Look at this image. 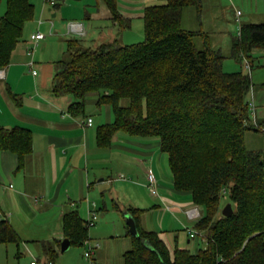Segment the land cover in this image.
I'll use <instances>...</instances> for the list:
<instances>
[{
    "label": "trees",
    "instance_id": "16d2710c",
    "mask_svg": "<svg viewBox=\"0 0 264 264\" xmlns=\"http://www.w3.org/2000/svg\"><path fill=\"white\" fill-rule=\"evenodd\" d=\"M112 21L128 27L116 0H102ZM145 8L143 40L121 46L117 41L92 49L82 40L67 41L66 58L55 64L52 94L69 96L72 115L84 114L85 98L97 96L108 105L113 123L98 127L97 143L105 147L117 133L159 139L168 155L174 189L189 193L202 214L193 229L206 245L196 253L166 245L153 232L142 230L139 211L137 237L122 256L123 264H264V149L247 150L245 134H264V120H252L247 96L249 75L224 73L223 57L202 32L181 27L184 9L201 11L202 0H162ZM0 17V70L7 67L23 28L34 17L31 0H5ZM198 42L201 44L198 45ZM264 49V24L244 25L233 50L247 55ZM0 151L17 156L22 170L32 154L28 129L0 126ZM227 197L233 214L224 217L220 201ZM89 228L71 210L62 218V233L70 246L81 247ZM18 244L19 238L0 215V244ZM44 252L54 262L55 251Z\"/></svg>",
    "mask_w": 264,
    "mask_h": 264
},
{
    "label": "crops",
    "instance_id": "0c3cea01",
    "mask_svg": "<svg viewBox=\"0 0 264 264\" xmlns=\"http://www.w3.org/2000/svg\"><path fill=\"white\" fill-rule=\"evenodd\" d=\"M31 3L34 17L25 24L9 64L0 70V126L28 129L32 154L19 171L17 156L0 151V215L18 238L34 244L45 260L49 258L45 246L56 254L61 252L65 239L62 218L71 210L85 223L93 214L97 216L88 230L91 242L99 245L94 253L96 264H111L116 257L122 260L131 249L133 236L124 217L130 209L139 211L142 230L155 233L170 253L174 248L196 253L201 244L187 236L194 222L185 214L194 205L189 193L174 189L168 155L161 151L159 139L117 133L109 145L99 146L98 127L114 120L110 107L98 106L97 96L89 94L84 114L72 115L68 111L72 97H56L51 90L55 64L66 58L68 40H82L92 49L114 41L121 46L134 44L141 36L133 28L138 23L143 28L145 8L164 1L116 0L120 15L128 23L124 29L112 21L102 0ZM4 12L1 10L0 17ZM69 22L82 24L83 35L69 32ZM37 32L44 38L33 43L30 36ZM255 117L257 122L264 120L256 107ZM88 119L92 120L90 126ZM148 171L156 178L157 196L146 188ZM25 227L30 229L29 236L23 232ZM185 228L186 237L181 242L180 229Z\"/></svg>",
    "mask_w": 264,
    "mask_h": 264
},
{
    "label": "rangeland",
    "instance_id": "374dc122",
    "mask_svg": "<svg viewBox=\"0 0 264 264\" xmlns=\"http://www.w3.org/2000/svg\"><path fill=\"white\" fill-rule=\"evenodd\" d=\"M5 7V0H0V12L1 10L4 12ZM237 12L240 14L238 15ZM250 24H264V0H202L200 12L194 8H186L181 15V27L183 29L202 32L207 36V43L210 47L216 46V50L223 57L222 71L224 73L240 72L249 75L253 84L252 87L255 89V95L253 97L250 93L253 91L251 88L247 102L254 103L257 115L262 117L264 116V49H253L246 56L239 55L233 50V44L239 38L241 26ZM133 31L141 36L140 40L134 44L142 42L144 38L143 28L139 23L135 24ZM257 93H263V95ZM88 108L89 106H86V112H88ZM254 119L257 120L256 117ZM245 145L247 150L251 151L264 149V134L247 132ZM227 201V197H222L220 211L228 204ZM199 210L201 213L202 209L199 208ZM23 232L29 236L30 229L25 227ZM185 237L186 228L180 229L181 242ZM23 240L25 239L20 237L18 244H0V264H30L32 261L38 262V264L43 263L45 259L37 247L31 242ZM198 240L201 244L200 248L205 247L206 242L202 237H199ZM84 251V246H70L65 253L57 252L54 260L57 264H87L83 258ZM47 261L51 260L48 258ZM111 264H123V260L116 257Z\"/></svg>",
    "mask_w": 264,
    "mask_h": 264
},
{
    "label": "built area",
    "instance_id": "2783aa9c",
    "mask_svg": "<svg viewBox=\"0 0 264 264\" xmlns=\"http://www.w3.org/2000/svg\"><path fill=\"white\" fill-rule=\"evenodd\" d=\"M51 5H54L55 2L53 1H49ZM237 14L239 15L240 12H237ZM67 29L69 32L72 33H76L79 36L83 35L84 33V29L82 24L80 23H76V22H69L67 24ZM44 38V35L41 34L40 32L34 33L30 36V40L33 43H36L40 40H42ZM2 77V71H0V78ZM247 106H248V110H249V115L251 116L252 120H255V106L254 103L252 102H247ZM92 123L91 119L87 120V125L90 126ZM146 188L148 189L149 193L153 196H157V182H156V178L154 176V174L151 171H148L146 173ZM185 214L187 216V218L193 222H195L196 220H198L201 216L200 210L198 207H192L190 209H187L185 211ZM97 220V216L95 214L92 215V218L88 219L86 221V226L88 228H91L95 225ZM187 236L190 239H199V237H202V239L205 241V238L203 237V235H201L200 233H198L197 231H195L194 229H187ZM83 246L85 247V251L83 253V258L84 260L87 262V264H96L95 260H94V253L95 250L99 247L98 244H93L91 242L90 239H86L83 242ZM30 264H38V262L32 261ZM39 264H54L51 261H43V263H39Z\"/></svg>",
    "mask_w": 264,
    "mask_h": 264
},
{
    "label": "water",
    "instance_id": "95a60500",
    "mask_svg": "<svg viewBox=\"0 0 264 264\" xmlns=\"http://www.w3.org/2000/svg\"><path fill=\"white\" fill-rule=\"evenodd\" d=\"M221 214L224 217H228L231 216L233 214V209L231 204H226L224 206V208L221 210ZM124 217L126 219V224L128 226L129 229V233L133 236V237H137L138 236V231L136 228V223L134 218L132 217L131 214H129L128 212L124 213ZM70 247V243L67 239H64L61 243V252H66Z\"/></svg>",
    "mask_w": 264,
    "mask_h": 264
}]
</instances>
